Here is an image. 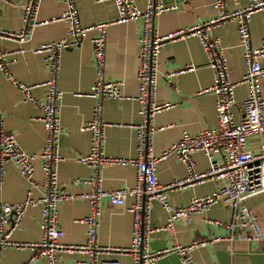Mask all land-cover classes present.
Listing matches in <instances>:
<instances>
[{
  "label": "crops",
  "instance_id": "crops-1",
  "mask_svg": "<svg viewBox=\"0 0 264 264\" xmlns=\"http://www.w3.org/2000/svg\"><path fill=\"white\" fill-rule=\"evenodd\" d=\"M248 0H239L245 5ZM25 0H0V32H18L23 27L22 12ZM144 8L146 0H136ZM176 10L160 13L155 17L154 26L163 36L178 32L213 14L212 0H179ZM232 8L234 0H226ZM80 20L83 25L101 22H114L107 32L106 75L110 81H121L123 93L130 99H107L104 102L103 117L109 124L106 128L104 149L110 156L135 157L137 152L136 126L140 123V103L133 99L138 93L136 71L138 67L139 38L143 30V20L115 22L118 10L113 0H77ZM66 9V0H42L39 19L47 21L60 16ZM67 25L63 21L48 22L36 26L25 42L16 37L0 35V49L11 52L10 69L15 77L26 84H42L48 77L44 55L34 52V48L66 35ZM87 35L77 46L65 49L59 71L58 85L62 90L61 123L63 133L60 138V150L63 160L59 167L61 189L72 199L60 204V227L64 230L63 240L80 244L86 241L87 227L80 220L89 212V204L81 195L91 189L87 180L92 174L91 168L78 158L89 151L90 134L82 129L93 112L94 101L89 96L96 79V67L93 47ZM212 35L221 39L226 47L230 75L238 81L246 72L243 48L236 22L223 24L212 31ZM264 41V11L253 14L251 23V42L258 46ZM195 66L194 70L170 75L186 66ZM213 83V73L207 65V58L200 40L195 36L178 37L163 47L160 55V80L157 86V103L167 105L153 117L157 127L154 135V148L161 154L184 132L197 133L204 128L217 125L215 95L212 92L201 93L203 88ZM264 94V78L260 79ZM248 88L238 84L235 90L237 104L233 112L239 117L243 100ZM42 98L46 87L41 85L33 91ZM0 108L6 128L15 132L21 147L29 153H39L45 144V130L39 118L38 106L23 99L22 92L11 84L0 72ZM260 139L252 136L248 147L256 150ZM195 160L200 171L208 169L209 161L203 153H196ZM219 159V156H217ZM184 164L175 156L159 162L158 175L163 183L186 176ZM103 186L107 190L131 188L135 184L136 167L128 165H105L101 168ZM40 163L36 162L35 178L42 180ZM220 184L219 180L208 178L192 182L182 188L169 191L170 202L184 206L194 197L211 194ZM27 181L20 174L14 162L6 164L4 181L0 184V204L17 203L26 198ZM40 193L36 191L35 194ZM132 198H127V204ZM245 205L257 217L261 236L256 237L250 228L236 230L237 238L228 240L232 232L228 226L234 221V210L222 202L212 206L204 215L193 216L189 223L184 219L176 220V236L183 244L204 241L192 250L195 264H264V193L256 194L245 200ZM41 210L38 206L29 207L22 222L12 232L17 241H33L41 236ZM168 213L161 202L155 200L151 214V226L154 231L150 237V249L171 248L173 240L165 230ZM220 222V223H217ZM133 236L132 214L124 207L103 200V209L99 224V242L111 247H127ZM250 238V239H249ZM29 248L7 247L1 250L0 264H24L31 257ZM123 264H133L129 255L111 254ZM83 255L76 252L64 253L59 264H83ZM34 264H48L44 258ZM158 264H182L176 252L161 256Z\"/></svg>",
  "mask_w": 264,
  "mask_h": 264
},
{
  "label": "built area",
  "instance_id": "built-area-1",
  "mask_svg": "<svg viewBox=\"0 0 264 264\" xmlns=\"http://www.w3.org/2000/svg\"><path fill=\"white\" fill-rule=\"evenodd\" d=\"M42 0H25L23 4V27L18 32L2 31L0 35L16 37L25 42L36 26L43 23L63 21L66 23V35L58 40L45 43L34 52L44 55L48 77L42 84H26L18 80L10 69L11 52L0 49V72L23 94V99L38 106L39 118L45 130V144L39 153L25 151L15 132L6 128L0 108V184L4 181L6 164H17L20 174L27 181L26 198L17 203L0 204V257L1 250L7 247L29 248L31 257L24 264H34L44 258L48 264H59L64 253L76 252L84 256L83 264H123L121 260L108 258L107 255H129L133 264H158L161 256L176 252L182 264H195L192 250L204 241L183 244L176 236L175 222L184 219L191 222L194 215L205 214L219 202L234 210V221L228 224L232 232L227 236L233 242L237 238L236 230L250 228L253 235L260 237L257 217L245 205V200L253 195L264 193V94L260 79L264 78V41L258 46L251 42V23L253 14L264 11V0H248L240 5L234 0L235 7L230 8L226 0H212L213 14L178 32L163 36L154 26L155 17L162 12L176 10L179 4L166 3L164 0H146L144 8L136 0H113L118 18L115 22L143 20V30L139 38V55L136 78L138 93L133 99L140 103V123L136 126L137 152L135 157L110 156L105 152L106 128L109 125L104 117V102L107 99H130L122 91L121 81H110L106 75L107 32L112 22L83 25L80 20L77 0H66V9L58 17L41 21L38 17ZM230 22H236L240 34V44L246 72L235 81L231 78L226 47L221 39L212 35V31ZM90 38L96 67V79L89 96L93 99L91 118L82 125L90 134L89 151L78 158L88 165L92 174L87 180L91 189L80 198L89 204L88 214L80 221L87 227L86 241L80 244L63 240L64 230L60 227V204L75 196L61 189L59 167L63 160L60 150V138L63 133L61 123L62 90L58 85L62 54L65 49L79 46ZM195 36L204 49L207 65L213 73V83L200 92H212L215 95L217 125L204 128L197 133L184 132L161 154L154 148V135L157 127L153 117L167 105L157 103V86L160 80V55L170 40L178 37ZM195 66H186L170 75L194 70ZM245 84L247 96L243 100L239 117L233 112L237 104L236 87ZM46 87L42 98L36 97L34 89ZM257 136L259 146L249 148L248 140ZM203 153L209 161L208 169L200 171L195 160L196 153ZM170 156L177 157L185 166L186 176L171 182H161L158 175L159 162ZM219 156V159L217 158ZM36 162L40 163L43 177L35 178ZM128 165L136 167L135 184L131 188L107 190L103 186L101 168L105 165ZM208 178L219 180L220 184L208 195L194 197L184 206L170 202L169 191L182 188L192 182ZM36 191L40 193L35 194ZM132 203L127 204V198ZM124 207L132 214L133 236L127 247H111L99 242V224L103 209V200ZM158 200L168 213L165 230L171 234L173 245L162 250L150 249V237L153 203ZM38 206L41 210V236L33 241H17L12 238L13 230L20 225L29 207ZM220 223V222H217ZM250 239V238H249Z\"/></svg>",
  "mask_w": 264,
  "mask_h": 264
},
{
  "label": "water",
  "instance_id": "water-1",
  "mask_svg": "<svg viewBox=\"0 0 264 264\" xmlns=\"http://www.w3.org/2000/svg\"><path fill=\"white\" fill-rule=\"evenodd\" d=\"M166 3L168 2H174V1H179V0H164Z\"/></svg>",
  "mask_w": 264,
  "mask_h": 264
}]
</instances>
